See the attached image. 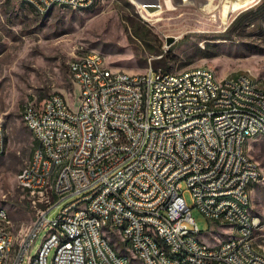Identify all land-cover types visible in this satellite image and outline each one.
<instances>
[{"label": "built area", "instance_id": "1", "mask_svg": "<svg viewBox=\"0 0 264 264\" xmlns=\"http://www.w3.org/2000/svg\"><path fill=\"white\" fill-rule=\"evenodd\" d=\"M88 1L38 0L45 13L86 8ZM84 55L87 64L76 55L69 62L80 92L72 111H65L71 103L60 92L24 106L37 144L18 184L26 185L38 215L14 264H48L52 249L53 264H264L261 219L235 217L236 208L253 210L245 202L247 185L264 178L259 162L248 159L251 140L264 137V83L251 82L249 73L220 77L206 66L176 72L150 66L135 78L99 51ZM7 145L0 122V153ZM50 159H58L57 174H50ZM45 177H53L52 199L42 196ZM187 191L211 222L207 234L192 216ZM75 209H90V216H75ZM225 210H233L231 223L219 222ZM216 224L238 232V240L213 244L207 235ZM46 228L47 247L31 256ZM147 229H157V238H148ZM112 231L129 236L138 256L128 254L126 243L124 253L112 248ZM11 232L0 233V245Z\"/></svg>", "mask_w": 264, "mask_h": 264}, {"label": "rangeland", "instance_id": "2", "mask_svg": "<svg viewBox=\"0 0 264 264\" xmlns=\"http://www.w3.org/2000/svg\"><path fill=\"white\" fill-rule=\"evenodd\" d=\"M23 1L0 0V122L8 137L0 156V205L7 208L11 229L19 237L38 215V207L18 184L35 149L23 109L28 101H42L55 92L66 94L71 107L76 104L80 92L69 74L75 55L99 51L114 68L135 74L166 58L161 66L174 72L206 66L220 77L249 73L264 81V0H97L90 7L55 6L44 14ZM250 153L264 177V137L251 140ZM185 197L199 229L207 234L210 220L194 206L190 191ZM76 198L63 199L50 217ZM252 211L262 222L257 239L264 251V178L254 185ZM227 231L216 224L207 239L217 244L230 238ZM47 232H40L31 256ZM110 236L126 252L119 233ZM54 253L52 249L48 264H53Z\"/></svg>", "mask_w": 264, "mask_h": 264}, {"label": "bare ground", "instance_id": "3", "mask_svg": "<svg viewBox=\"0 0 264 264\" xmlns=\"http://www.w3.org/2000/svg\"><path fill=\"white\" fill-rule=\"evenodd\" d=\"M28 6H30L37 13L44 14L40 8V3L38 0H24ZM97 0L88 1L87 7L92 6ZM52 8H50L51 10ZM102 54V53H101ZM76 62L79 64H87V55H77ZM135 78H142V74H135ZM251 82L253 83H264L262 79L251 75ZM65 111H72V107L70 104H65ZM22 118L24 119V110L22 113ZM2 153H0V156ZM35 155V149L33 151L31 159ZM248 159L252 160V162H258L253 158L248 152ZM58 172V159H50V174H57ZM259 181H252V185H247L246 194H245V202L247 204H253L252 193L254 185H256ZM26 190V185H21ZM53 189L54 182L53 177H45V181H43V189L42 196L44 199H52L53 198ZM216 206H223V199H216ZM235 207H242V200H235ZM75 216H90V209H75ZM231 217H233V210H225V214H219V222L221 223H231ZM236 218H257V215L253 213L252 210H245L243 208H236L235 210ZM0 218L1 220H5L0 224V233H9L11 232V237H9L6 244L0 245V264H14V261L17 256V247L20 244H23L25 239L27 238V231L34 229V222L28 228V230L21 234L20 237L15 234V232L11 229L12 221L10 219L9 212L6 207L0 205ZM260 218V217H259ZM119 230H128V223H119ZM230 238L224 240V243H232V241L238 240V232H230ZM148 238H157V229H147ZM121 242L126 243L128 254L131 256H138V248L133 241H129V236H120ZM47 242H49V235L46 234L44 241L42 242L41 247H47ZM112 248L119 249L118 245L112 241Z\"/></svg>", "mask_w": 264, "mask_h": 264}, {"label": "trees", "instance_id": "4", "mask_svg": "<svg viewBox=\"0 0 264 264\" xmlns=\"http://www.w3.org/2000/svg\"><path fill=\"white\" fill-rule=\"evenodd\" d=\"M166 61H167V59L165 58V59H159L158 61H157V63H156V67H162L164 64H166ZM162 65V66H161ZM37 144V142H36V140H35V145ZM34 148H35V146H34ZM33 148V149H34Z\"/></svg>", "mask_w": 264, "mask_h": 264}, {"label": "crops", "instance_id": "5", "mask_svg": "<svg viewBox=\"0 0 264 264\" xmlns=\"http://www.w3.org/2000/svg\"><path fill=\"white\" fill-rule=\"evenodd\" d=\"M24 2V1H23ZM25 3V2H24ZM26 4V3H25ZM29 7V6H28ZM249 153H250V151H248ZM250 155H251V153H250ZM252 156V155H251ZM253 157V156H252ZM254 158V157H253ZM253 190H254V188H253ZM252 199H253V193H252Z\"/></svg>", "mask_w": 264, "mask_h": 264}]
</instances>
